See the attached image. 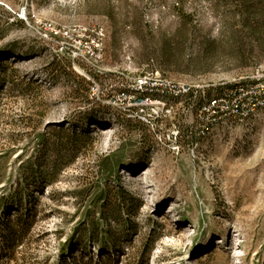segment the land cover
Instances as JSON below:
<instances>
[{
	"label": "rangeland",
	"instance_id": "374dc122",
	"mask_svg": "<svg viewBox=\"0 0 264 264\" xmlns=\"http://www.w3.org/2000/svg\"><path fill=\"white\" fill-rule=\"evenodd\" d=\"M235 2L0 0V61L40 82L37 73L55 56L69 57L94 77L95 101L121 119L94 132V144L64 165L57 181L31 186L28 225L19 234L21 208L12 197L21 166L35 154L38 134L79 105L61 86L40 87L30 98L0 86V264H264V108L244 119L222 117L198 93L226 98L235 84L264 90V61H240L230 40ZM182 19L197 27L184 50L193 66L183 59L149 67L134 26L147 22L170 35ZM208 34L221 42L211 56L199 44ZM15 50L32 53L23 58ZM148 70L154 89L138 92L136 81ZM165 91L174 99L166 101ZM139 116L151 119L146 130L125 126ZM108 185L124 187L133 201L114 196L102 210L98 195ZM92 186L89 196H77ZM8 218L17 225L13 233L4 232ZM93 220L96 241L115 246L103 250L96 242L84 256L63 255L71 241L93 244Z\"/></svg>",
	"mask_w": 264,
	"mask_h": 264
},
{
	"label": "trees",
	"instance_id": "16d2710c",
	"mask_svg": "<svg viewBox=\"0 0 264 264\" xmlns=\"http://www.w3.org/2000/svg\"><path fill=\"white\" fill-rule=\"evenodd\" d=\"M235 1V7L237 8L235 14L239 19L228 27L230 28V40L235 44L236 50L240 54L238 59L243 62L249 59L262 62L264 61V0ZM193 21V19L192 22L182 19L175 32L170 35L165 32H156L153 30L152 25L147 22L134 26L135 32L143 46L144 57L149 67L156 62L160 66L169 67L173 64L182 63L183 59L186 65L193 66V64H190L194 62L193 56L184 54V50L187 51L193 46V38L196 37L197 27H188ZM199 44H202L203 48L201 54L211 56L220 47L221 42L220 39L211 38L208 34L205 41L199 42ZM12 52L19 54L23 58L28 57L32 53L31 51L21 52L20 50ZM12 64V62L0 61V86L7 85L9 93L13 92V94L30 98L37 94V89H40V87L43 88L48 84L51 88L61 86L66 89L68 97L79 105L77 110L68 114L60 123H54L46 131L43 130L38 134L39 143L35 154L21 166V180L18 182V187L12 197L13 200L20 204L21 208L16 219V224L20 226V234L22 230L27 229L26 226L28 225V216H25V214L31 209L29 201L31 203L33 201L31 186L33 184L57 181L64 165L72 163L85 148L94 144L97 139V136L93 134L94 132L106 129L114 120L120 122L121 119H116L114 115L108 114L107 110L99 102L92 99L91 93L95 86L94 83L78 73L73 66L72 59L69 57L61 58L55 56L44 70L37 73V76L42 79L40 82V79L20 74L17 69L12 68ZM147 72L154 73V71L150 70ZM227 87L232 89L231 94L227 95L228 99H232L233 92H238L242 88L240 84L227 85ZM191 92H194V90ZM143 93L147 94V92ZM198 93L200 94L201 102L204 99L211 102L213 99L220 98L218 94L213 95L212 92L206 93L205 96L201 92ZM190 94L194 95V93ZM162 96L166 101L174 99V96L169 94L168 91H165ZM41 115L43 117L44 113H41ZM124 123L128 129L146 130L145 123L138 119H127ZM112 166L118 169L121 163L117 161ZM93 188L92 186V188L78 190L76 194L85 198L90 195L89 189ZM109 188H111L110 185L103 189L101 195H98L99 201L97 204H101L98 206H102V210L113 200L114 196L116 197L115 199L121 200L123 203L131 202L134 199L131 193L120 185L113 187L114 190L112 191ZM25 196L28 197V202L24 201ZM108 198H110V201ZM16 224L11 225V220L8 218L2 224L6 230L4 232H15ZM95 224L94 221L89 231L90 240L93 244L86 243L82 238L77 242L71 241L62 249L63 255H65V252H72V250H80L83 256L86 255L92 245L98 242L95 237L97 231ZM110 244L114 245L98 242L97 246L103 248V250H109L108 247L113 248L115 246V243ZM65 257L64 260L66 259Z\"/></svg>",
	"mask_w": 264,
	"mask_h": 264
},
{
	"label": "built area",
	"instance_id": "2783aa9c",
	"mask_svg": "<svg viewBox=\"0 0 264 264\" xmlns=\"http://www.w3.org/2000/svg\"><path fill=\"white\" fill-rule=\"evenodd\" d=\"M98 34V40L96 45L98 46V49H102L103 47V37L105 35L104 28H100L97 30ZM78 71L87 77L89 80H91L93 83H95L94 77H92L90 74L85 72L84 70ZM154 74L152 72H144L142 75L137 79L136 81V87L139 89L140 92H148L152 91L153 85L148 81V76ZM186 91L189 90V87L185 89ZM92 95L95 96L94 89L92 91ZM233 98L228 99L220 97L217 99H213L209 103L210 108H214L218 110L219 113L223 116H232L240 119H244L247 117H250L253 115L256 111L259 109L264 108V90L255 87H251V89L245 90V88H241L238 92H233ZM148 97V96H147ZM151 100L150 98L143 97V100ZM152 104V102H151ZM156 112V110H155ZM165 115V113H162V117ZM140 119L143 122H147L151 124V119L148 117L139 116Z\"/></svg>",
	"mask_w": 264,
	"mask_h": 264
},
{
	"label": "water",
	"instance_id": "95a60500",
	"mask_svg": "<svg viewBox=\"0 0 264 264\" xmlns=\"http://www.w3.org/2000/svg\"><path fill=\"white\" fill-rule=\"evenodd\" d=\"M91 97H92V99H94V100H95V98H94L95 96H93V95H92V93H91Z\"/></svg>",
	"mask_w": 264,
	"mask_h": 264
},
{
	"label": "bare ground",
	"instance_id": "6f19581e",
	"mask_svg": "<svg viewBox=\"0 0 264 264\" xmlns=\"http://www.w3.org/2000/svg\"><path fill=\"white\" fill-rule=\"evenodd\" d=\"M241 239H242V238H240V239H239V241H238L239 243H240V242H242V240H241Z\"/></svg>",
	"mask_w": 264,
	"mask_h": 264
}]
</instances>
